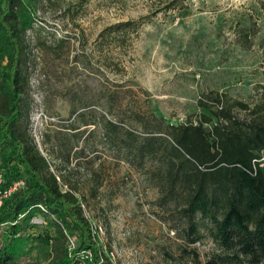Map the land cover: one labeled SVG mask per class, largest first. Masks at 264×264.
<instances>
[{
    "label": "rangeland",
    "instance_id": "1",
    "mask_svg": "<svg viewBox=\"0 0 264 264\" xmlns=\"http://www.w3.org/2000/svg\"><path fill=\"white\" fill-rule=\"evenodd\" d=\"M27 43L30 134L62 190L102 228L100 258L207 264L220 255L210 238H186L185 202L169 193L167 125L210 117L199 102L215 110L213 94L262 101L264 0H39ZM46 253L38 247L20 264H48Z\"/></svg>",
    "mask_w": 264,
    "mask_h": 264
},
{
    "label": "trees",
    "instance_id": "2",
    "mask_svg": "<svg viewBox=\"0 0 264 264\" xmlns=\"http://www.w3.org/2000/svg\"><path fill=\"white\" fill-rule=\"evenodd\" d=\"M38 3L0 0V168L5 186L21 179L26 183L0 212V231L6 237L0 264L31 260L38 247L47 252L48 264H112L99 256L83 200L62 190L30 134L27 34L34 28ZM212 96L215 110L199 102L210 117L202 115L196 125H167L169 152L176 158L167 172L169 193L173 201L185 202L181 216L187 222L186 238L194 244L208 237L220 252L207 264H264V96L253 107L226 95ZM39 217L46 225L32 223ZM83 251L95 258L81 261Z\"/></svg>",
    "mask_w": 264,
    "mask_h": 264
},
{
    "label": "built area",
    "instance_id": "3",
    "mask_svg": "<svg viewBox=\"0 0 264 264\" xmlns=\"http://www.w3.org/2000/svg\"><path fill=\"white\" fill-rule=\"evenodd\" d=\"M260 167L264 168V159L262 160ZM25 187H26V183L22 179L16 181L10 186H5L4 172L0 168V212L2 208L4 207V204L6 203V201L9 200L16 192L24 189ZM41 210L43 212H46V210L43 207H41ZM41 223H43V221H41ZM34 224H39V223L35 222ZM93 232L95 235L99 237L100 235L104 234L102 228L98 226L93 227ZM70 244H71V249L75 250L76 249L75 242L71 240ZM107 256L111 260L114 259L113 253H109L107 254ZM78 257L81 261H84V262L93 260V254L91 251H83L78 255Z\"/></svg>",
    "mask_w": 264,
    "mask_h": 264
}]
</instances>
